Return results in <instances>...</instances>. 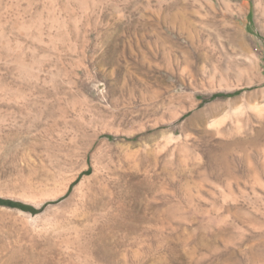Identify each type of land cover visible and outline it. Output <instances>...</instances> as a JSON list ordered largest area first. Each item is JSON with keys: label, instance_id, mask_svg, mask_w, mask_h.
<instances>
[{"label": "rangeland", "instance_id": "1", "mask_svg": "<svg viewBox=\"0 0 264 264\" xmlns=\"http://www.w3.org/2000/svg\"><path fill=\"white\" fill-rule=\"evenodd\" d=\"M0 199V264H264V0H0Z\"/></svg>", "mask_w": 264, "mask_h": 264}, {"label": "trees", "instance_id": "2", "mask_svg": "<svg viewBox=\"0 0 264 264\" xmlns=\"http://www.w3.org/2000/svg\"><path fill=\"white\" fill-rule=\"evenodd\" d=\"M0 205L11 207V208H20L22 210L34 212L33 209H31L30 207H27L26 205H23L18 202L10 201V200L0 199Z\"/></svg>", "mask_w": 264, "mask_h": 264}, {"label": "bare ground", "instance_id": "3", "mask_svg": "<svg viewBox=\"0 0 264 264\" xmlns=\"http://www.w3.org/2000/svg\"><path fill=\"white\" fill-rule=\"evenodd\" d=\"M168 42H170V43H172L173 44V41H172V39H169L168 40ZM177 45V44H176ZM172 46H174V45H172ZM155 93H157V92H155ZM156 95H158V94H156ZM161 97V96H160ZM158 98V97H157ZM161 99V98H160ZM165 103V102H164ZM170 104V103H169ZM172 104V103H171ZM171 107V106H170ZM173 108V107H172ZM105 195V194H104Z\"/></svg>", "mask_w": 264, "mask_h": 264}]
</instances>
